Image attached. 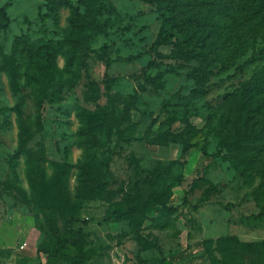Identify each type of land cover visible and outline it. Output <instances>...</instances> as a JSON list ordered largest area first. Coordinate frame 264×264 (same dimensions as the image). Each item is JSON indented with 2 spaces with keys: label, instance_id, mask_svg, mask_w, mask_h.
<instances>
[{
  "label": "rangeland",
  "instance_id": "1",
  "mask_svg": "<svg viewBox=\"0 0 264 264\" xmlns=\"http://www.w3.org/2000/svg\"><path fill=\"white\" fill-rule=\"evenodd\" d=\"M72 1L69 18L66 6L47 13L45 0H0V244L11 245H0V264H77L70 243L55 246L76 227L84 264H214L215 239L229 234L239 244L235 264H264L242 243L264 238V85L230 108L239 82L264 66L235 70L262 42L264 13L248 0L177 1L171 20L187 44L196 34L211 63L209 88L193 94L183 76L193 60L115 59L147 49L161 21L154 6ZM77 108L108 112L89 115L92 144L74 141ZM85 154L103 187L63 205L47 184L51 163ZM67 182L72 191L74 167Z\"/></svg>",
  "mask_w": 264,
  "mask_h": 264
},
{
  "label": "trees",
  "instance_id": "2",
  "mask_svg": "<svg viewBox=\"0 0 264 264\" xmlns=\"http://www.w3.org/2000/svg\"><path fill=\"white\" fill-rule=\"evenodd\" d=\"M150 5L154 6L160 17V24L156 31V34L147 49L142 53L134 55H127L124 57L116 56L115 59L123 61H132L135 58H139L143 53H152L156 58L159 59H172V60H193V64H190L183 72V76L189 79L192 86L189 91L193 94H202L210 86L208 82L209 75L211 74V63L209 59L205 58L199 52V44L197 40L193 39L196 35L191 33L189 35V44L186 38L183 36L182 28L178 22L171 20L170 14L176 5L178 0H144ZM235 5L238 4L239 0H229ZM244 2V3H243ZM249 4L255 5L264 13V0H248ZM243 4H247L246 0L242 1ZM58 6H66L69 10L68 17L76 13V3L72 0H45V10L49 14H54L55 9ZM0 16L3 20H6L3 11L0 9ZM2 23L0 24V26ZM193 39V40H192ZM74 41L73 39H71ZM168 45L169 50L162 52L158 48L160 46ZM264 59V28H263V39L254 49H252L248 55H246L242 61L235 66V70H241L245 64L253 63ZM264 85V66H260L257 70H253L247 77L242 79L237 86V94L235 96L236 103H230L232 113L238 111L240 107L246 102L250 95L251 90H258ZM92 112L96 113L101 119L108 118V112L104 110H88L85 108H77L76 115L79 121L76 129V145H89L95 142L88 134L90 127L97 126L95 123H91L88 119ZM118 122L124 120L123 116L116 117ZM98 120V119H97ZM100 122V121H99ZM99 126V124H98ZM185 146L181 148V151H185ZM88 152V151H86ZM175 159H170L166 166L169 167ZM52 164V173L47 180V184L55 188L56 192H53L52 198H57L58 202L63 205H70L69 200L71 196L77 200L81 198V192L97 193L103 187V181L98 176V165L95 164L93 158L88 155H84L81 160H77L74 163H68L66 161H54ZM75 168V184L71 191L68 187V175L70 169ZM245 182L247 179H243ZM56 193V195H55ZM55 195V196H54ZM144 209L147 210V205H143ZM264 212V205L261 206L259 214L262 215ZM69 219H73L69 217ZM67 228L70 229L69 224ZM73 233L72 238L68 235L57 236L55 240V246L62 247L65 242L70 243L75 249L74 259L77 264H84V259L88 255V249L82 248L81 244V229L80 227L70 229ZM221 245V256L214 259V264H235L239 253L236 252V245L238 240L234 235H222L215 239ZM201 243L208 247L211 243V238H204ZM248 248L257 251L259 258L264 257V238L258 240H249L242 242ZM239 245V244H238ZM177 258L181 257V253H176ZM213 261V260H212ZM159 263L163 264L164 261L160 260ZM213 264V263H212Z\"/></svg>",
  "mask_w": 264,
  "mask_h": 264
},
{
  "label": "crops",
  "instance_id": "3",
  "mask_svg": "<svg viewBox=\"0 0 264 264\" xmlns=\"http://www.w3.org/2000/svg\"><path fill=\"white\" fill-rule=\"evenodd\" d=\"M15 219H16V220H15ZM18 220L21 221V220L19 219V216L15 217L14 220H13V223H11V224H12L11 227H12L13 229L16 228V227H19L20 224H22L21 222L19 223ZM1 243H2V242H1ZM0 245H1V246H5V247H6V246H11V245H9V244H7V243H4V244L2 243V244H0Z\"/></svg>",
  "mask_w": 264,
  "mask_h": 264
},
{
  "label": "built area",
  "instance_id": "4",
  "mask_svg": "<svg viewBox=\"0 0 264 264\" xmlns=\"http://www.w3.org/2000/svg\"><path fill=\"white\" fill-rule=\"evenodd\" d=\"M17 241H20V242L17 243V247L18 248H23L25 243H26L25 240L24 239H20V240H17Z\"/></svg>",
  "mask_w": 264,
  "mask_h": 264
}]
</instances>
